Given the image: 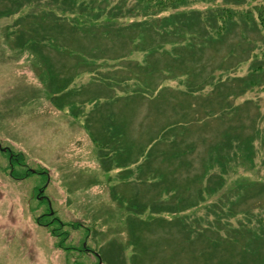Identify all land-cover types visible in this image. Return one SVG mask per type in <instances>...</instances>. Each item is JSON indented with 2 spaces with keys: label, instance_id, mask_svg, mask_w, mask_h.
Segmentation results:
<instances>
[{
  "label": "rangeland",
  "instance_id": "1",
  "mask_svg": "<svg viewBox=\"0 0 264 264\" xmlns=\"http://www.w3.org/2000/svg\"><path fill=\"white\" fill-rule=\"evenodd\" d=\"M254 1L197 0L164 12L162 19L200 10L209 17L231 6L253 17L238 12L220 42L213 34L223 23L217 19L205 21L208 39L181 30L186 38L176 41L185 40L183 46L197 38L186 50L157 33L164 47L147 63L149 51L140 42L144 24L155 19L145 16V5L78 0L90 5L91 19L101 17L109 58L124 54L100 60L104 67L96 71L94 57L82 51L95 45L92 39L61 28L60 17L84 21L79 8L38 0L0 16V264H264V32L255 8L264 0ZM49 10L50 20L44 19L41 12ZM166 28L162 34L172 31ZM205 41L211 44L199 55ZM176 58L201 81L171 77L182 70L173 65ZM157 74L171 78L160 84ZM236 77L243 94L226 83ZM110 96L132 145L126 152L100 141L110 138L103 124L112 116L93 99ZM182 119L190 125L176 139L194 144L193 152L177 160L175 151L149 147L143 155L142 146ZM232 134L239 137L228 146ZM117 137L123 140L119 131ZM148 154L151 168L143 165ZM38 188L47 200L37 198ZM185 194L182 209L151 210ZM129 200L146 210H132ZM50 209L54 215L47 216ZM77 222L82 229L69 226ZM62 224L65 247L51 232Z\"/></svg>",
  "mask_w": 264,
  "mask_h": 264
},
{
  "label": "trees",
  "instance_id": "2",
  "mask_svg": "<svg viewBox=\"0 0 264 264\" xmlns=\"http://www.w3.org/2000/svg\"><path fill=\"white\" fill-rule=\"evenodd\" d=\"M3 4L5 5L4 8H2L0 10V16H7L16 12H19V8L22 7V5L24 4H28V3H33L35 1L38 0H2ZM40 1V0H39ZM54 2L60 3L61 5H63L66 9L67 7L71 8V9H76L79 8L81 10V14H82V19L80 21H76L75 24H71L69 20H66V18H62L60 17V21H61V28L65 27L66 25L69 27V30L71 32V34H82L84 35L86 38L88 39H92L93 44H95L94 46H89V45H84L85 48H83L82 51H86L89 54H91L94 57V62H93V71H96L98 69H101L102 67H104V65H102V63H100L99 61H103L106 62L107 59H121L123 58L124 54H117L115 55L113 58H109L108 53L106 52V48H104V46L106 45V41H104L107 36H103L100 32L103 29V25L100 24L101 21V17L99 15H94V18H90L89 14L86 13H90L92 11V8H90L89 6H84L83 4H80V6H78V0H53ZM140 1V3H142L143 5L146 6V9H148L149 11H145V16H154V22L152 23H145L144 25L146 26V28L143 27V31L146 33V35H144V37L141 40V44L144 48V51H149V54L146 58V62L148 63L149 61V57L153 55V53H155V49L158 48H163L164 44L161 43L160 40H156L155 35L158 33V35H162L161 38L165 41H169L172 45L177 44L178 47L179 46H183L182 43L183 42H179L176 41V37L177 36H181V37H185L186 35H183L182 33H180V31H184L186 32V29L190 30V31H194L196 32V34H194L197 37H202L204 39H208V35H206V23L205 21H207L206 19L209 18V21H213L215 19H217L216 21H223V23H221V25L219 27H217L215 33V35H219L218 38L222 37V33L225 32V30L227 29V24L230 22H234V20L236 18L239 17L238 12L239 8L238 7H234L231 8V6H223L221 7L219 10H215L214 12H212L210 14V16L208 17L206 13H203L201 10L200 12H178V13H173V14H169V16H166L165 19H162L161 15L164 12H168V11H175L176 9H178L180 6L183 5H190L191 3L197 1V0H138ZM248 0H226V2L228 3H232V5H245L247 4ZM253 2H255L254 0H252ZM11 3V5L9 6V8L6 6L8 3ZM229 4V5H230ZM78 6V7H77ZM16 8H18L17 10H15ZM255 8L257 9V17H258V21H259V27L261 28V30H263L264 32V3L261 2L259 4H257L255 6ZM4 9V10H3ZM251 10H249L248 12H245V16L246 19H249L251 16ZM42 16L44 17V19H49L47 18L48 16L51 15L50 10L49 11H43L41 12ZM171 13V12H170ZM240 14L244 15L243 12H240ZM206 16V17H205ZM161 17V18H160ZM81 18V17H80ZM157 19V20H156ZM50 20V19H49ZM159 20V21H158ZM172 20V22L170 23H166L168 21ZM21 20H19L18 22H20ZM156 21L157 24H156ZM168 26H172V31L169 29L167 31V35L162 34L161 31L167 29L166 27ZM161 27V28H160ZM105 28V27H104ZM106 29V28H105ZM44 32L49 35L52 34V28L50 29L49 27L44 28ZM174 34H176L174 36ZM140 35V34H139ZM96 38V39H95ZM189 39V43L186 46H183L185 48V50L187 49V47L197 41V38L194 37H188L186 40ZM79 40V39H78ZM94 40V41H93ZM216 42H220L224 39H220L218 41V39H216ZM81 44V43H80ZM211 44L210 42L205 41L204 43L199 44V55L201 54V52L203 51L204 47ZM23 46L26 45V43L22 44ZM91 49L92 52L90 50L87 49ZM177 49V48H175ZM174 49V52H177V50ZM179 50H184L179 48ZM175 54V53H174ZM176 55V54H175ZM177 56V55H176ZM178 59H175V63L173 65H176L177 67H179L180 69H182L180 72H172L171 77H177V76H187L188 77V84H194L198 81H201L198 79V76H196L192 70H187L186 69V64L182 65V64H178L177 63ZM260 68V67H259ZM147 72L149 74H153L157 73L158 70L155 69H146ZM159 75L158 77L161 79V82L169 79L171 77H163V74H157ZM203 78L202 81H207L206 77L204 75L201 76ZM238 79L237 78H233L231 79V81H226V83L229 82V84H234L238 87V89L236 91H233L234 94H243L244 93V89L240 88L239 84H238ZM236 83V84H235ZM160 84H163L160 83ZM160 85L158 84V86H154L152 87L153 90H156ZM166 90V88H162V91ZM145 93V92H143ZM161 94V92H159V94H157V96H159ZM107 98V99H106ZM105 100L99 101L97 99H93V101H98L96 102L97 106L100 105L101 107L105 106V108H107L106 110L108 111L106 116L111 115L112 118H110L109 122H106V124L108 125L106 128V125L103 124V126H105V130H108L111 135L110 138L108 140H106L105 136L103 137V140L98 139L96 137V139L100 140L107 148H110L112 150H122V151H129L132 147V145L130 143H128L125 138H124V120H121L119 117L116 116V112L113 109V97H106ZM62 101V100H61ZM65 102L62 101V104H64ZM194 108V107H193ZM95 111L96 112H102L99 107H95ZM98 115V113H97ZM105 116V115H102ZM185 117V116H183ZM100 119V116L98 117ZM186 118V117H185ZM181 122H175V123H171L169 122L166 126L163 127V129L161 130L160 134L157 137H153L151 138V140L149 141V144L146 146H142V153L143 155H145L146 152V148L150 149H157V148H165V149H169L172 151H175V158H177V160L182 159L183 157L185 158L189 153L193 152L195 149V145L192 143H188L185 142L184 140H178L176 139V135L181 134L182 132H184L187 128H186V124L189 122L186 119H182L180 120ZM190 125V124H189ZM99 128V127H98ZM102 128V127H101ZM99 131V130H98ZM117 131L120 132V135L123 137V140L117 137ZM172 133L171 136H169ZM185 133V132H184ZM183 133V134H184ZM235 135V134H234ZM232 134V137L230 138V141L228 143V146L230 144H232V142H234L235 140L238 139L239 135H235L234 136ZM94 136V135H93ZM172 137H174L172 139ZM124 141V142H123ZM108 143V145H107ZM118 143V144H117ZM147 150V151H148ZM118 151V152H119ZM222 156V155H220ZM14 157V156H13ZM147 162L145 164H143L146 167L151 168V164H150V155H147ZM14 160H17L15 157L12 159V161L14 162ZM102 164L104 168L106 169H110L111 168V164L108 165L107 161H102ZM156 179V177H155ZM163 184V183H161ZM206 190L209 192L210 191V186L209 183L207 184V186L205 187ZM169 191H171V189H169ZM170 193H176V192H170ZM183 200L187 201L188 200V195H183L182 196V201H172L173 203L167 201V200H163L164 202H155L151 205V210L153 212H169V211H177L179 209H182V204L184 203ZM128 206L133 209H140L142 211H145L146 208L143 207L140 203H137L136 201H132L128 202ZM45 216V215H44ZM40 221V219H39ZM52 224V223H50ZM65 224H62L61 227L62 228H55L53 227L51 232L52 235H55L57 238H60L62 236V240L60 239V244H58L59 247H65V235L68 233L65 232H60V229L64 228ZM82 224L80 223H75V224H71L69 226H72V228L74 229H82L81 226ZM81 226V227H80ZM67 236V235H66Z\"/></svg>",
  "mask_w": 264,
  "mask_h": 264
},
{
  "label": "flooded vegetation",
  "instance_id": "3",
  "mask_svg": "<svg viewBox=\"0 0 264 264\" xmlns=\"http://www.w3.org/2000/svg\"><path fill=\"white\" fill-rule=\"evenodd\" d=\"M43 192H44V190L42 189L41 191L39 190V188H38V194H37V198H40V199H44V196H43ZM46 197V196H45Z\"/></svg>",
  "mask_w": 264,
  "mask_h": 264
}]
</instances>
